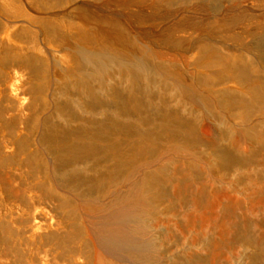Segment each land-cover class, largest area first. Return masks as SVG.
<instances>
[{"label":"bare ground","instance_id":"obj_1","mask_svg":"<svg viewBox=\"0 0 264 264\" xmlns=\"http://www.w3.org/2000/svg\"><path fill=\"white\" fill-rule=\"evenodd\" d=\"M245 5L0 0V264H264Z\"/></svg>","mask_w":264,"mask_h":264},{"label":"rangeland","instance_id":"obj_2","mask_svg":"<svg viewBox=\"0 0 264 264\" xmlns=\"http://www.w3.org/2000/svg\"><path fill=\"white\" fill-rule=\"evenodd\" d=\"M245 10H247V12L252 15V16H258V17H261V16H264V6L261 5V6H257V7H253V6H250V5H245ZM219 14H221V12L218 10L217 6H213L212 9H211V13H210V16H218ZM182 218H184V215L182 216ZM172 224V223H171ZM172 227H173V224H172ZM238 252V250H235L233 253V255H236ZM188 254L189 253H184L183 256L186 257V258H189L188 257Z\"/></svg>","mask_w":264,"mask_h":264}]
</instances>
